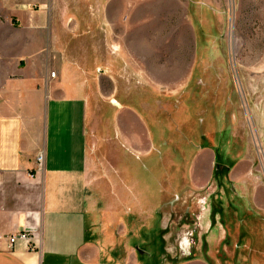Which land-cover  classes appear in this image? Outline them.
<instances>
[{"label":"rangeland","instance_id":"374dc122","mask_svg":"<svg viewBox=\"0 0 264 264\" xmlns=\"http://www.w3.org/2000/svg\"><path fill=\"white\" fill-rule=\"evenodd\" d=\"M148 1L101 80L156 147L119 146L126 202L99 198L94 226L135 264H264V0Z\"/></svg>","mask_w":264,"mask_h":264},{"label":"crops","instance_id":"0c3cea01","mask_svg":"<svg viewBox=\"0 0 264 264\" xmlns=\"http://www.w3.org/2000/svg\"><path fill=\"white\" fill-rule=\"evenodd\" d=\"M143 1L0 0V264H135L95 228L94 204L125 205L119 146L156 147L141 106L104 100L101 80L125 60L104 46L124 44ZM19 232L33 239L10 244Z\"/></svg>","mask_w":264,"mask_h":264},{"label":"built area","instance_id":"2783aa9c","mask_svg":"<svg viewBox=\"0 0 264 264\" xmlns=\"http://www.w3.org/2000/svg\"><path fill=\"white\" fill-rule=\"evenodd\" d=\"M52 75L55 76V72L52 73ZM43 160H44V155L41 153L37 156V164L39 169H41L43 166ZM19 239L29 242L31 239H33V236H31L28 232H19L17 234L12 235L9 238V242L10 244H14Z\"/></svg>","mask_w":264,"mask_h":264}]
</instances>
